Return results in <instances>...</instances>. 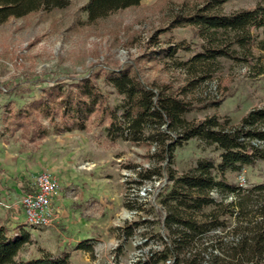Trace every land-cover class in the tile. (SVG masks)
I'll return each instance as SVG.
<instances>
[{"label": "rangeland", "instance_id": "obj_1", "mask_svg": "<svg viewBox=\"0 0 264 264\" xmlns=\"http://www.w3.org/2000/svg\"><path fill=\"white\" fill-rule=\"evenodd\" d=\"M87 1L70 0L64 8L39 10L0 24V183L6 186L7 181V188L16 193L10 205L13 213L3 220L30 234L20 259L47 250L68 252L72 264L138 260L172 264L154 262L157 254L150 257L162 246L158 194L166 183L163 176L145 181L139 176L141 169L165 165L150 157L152 142L105 143L103 127L94 120L85 131L49 133L33 146L20 131L5 133L4 114L23 110L58 82L66 87L88 76L113 104L119 97L103 84L102 74L125 68L153 90L165 85L172 93L184 91L192 107L183 115L187 120L216 115L236 124L250 109L264 107V34L262 29H251L244 48L218 36L232 51L210 63L206 72L200 64L194 69L193 63L182 64L205 41L193 27L175 23L206 0H141L94 22L87 21L82 9ZM258 3L264 0H227L216 11L230 14ZM172 46L176 48L172 56L163 53ZM202 75L206 78L198 81ZM42 122L47 125L45 119ZM151 132L149 128L144 137ZM217 153L191 139L176 148L172 168L180 173L198 158ZM41 172L50 174L59 189L53 195V222L33 228L21 221L20 200L25 193L21 181L25 178L31 185ZM225 177L242 187L264 183V162L244 166L240 172L226 171ZM211 195L219 197L216 192ZM0 207L6 209L1 203Z\"/></svg>", "mask_w": 264, "mask_h": 264}, {"label": "trees", "instance_id": "obj_2", "mask_svg": "<svg viewBox=\"0 0 264 264\" xmlns=\"http://www.w3.org/2000/svg\"><path fill=\"white\" fill-rule=\"evenodd\" d=\"M69 1L0 0V24L39 10L64 8ZM140 1L88 0L82 9L87 21L94 22ZM225 1L206 0L192 14L175 21L193 27L207 43L202 42L201 50L182 64L193 63L191 69L200 64L203 71L209 72L210 63L232 51L226 48L225 40H217L218 36L244 48L251 38V29H262L264 34V3L230 14L217 12ZM162 51L172 56L176 48ZM205 75L198 81L204 80ZM102 82L119 97L113 104L90 76L66 87L58 82L43 90L23 110L5 112V133L20 131L26 142L34 146L49 133L85 131L95 120L96 125L103 127L105 143L149 140L154 145L150 157L165 165L141 169L139 176L142 181L155 176L166 180L158 194L163 211L158 220L163 241L161 249L150 254H157L154 262L264 264V183L242 187L225 177L226 171L240 172L244 166L264 162V107L250 109L236 124L228 117L216 115L189 121L183 115L192 107L184 91L172 93L165 85L153 90L125 68L104 71ZM212 103L217 105L218 101ZM149 128L152 132L144 137ZM191 139L205 147L212 146L218 153L215 157L198 158L193 167L178 173L172 168L175 150ZM21 183L25 192L33 191L25 178ZM212 192L219 195L218 199ZM30 242V234L23 226L8 228L0 224V264H72L66 251L41 250L34 257L20 259L19 254ZM133 264L143 263L138 260Z\"/></svg>", "mask_w": 264, "mask_h": 264}, {"label": "built area", "instance_id": "obj_3", "mask_svg": "<svg viewBox=\"0 0 264 264\" xmlns=\"http://www.w3.org/2000/svg\"><path fill=\"white\" fill-rule=\"evenodd\" d=\"M32 186L33 191L25 192L20 200L24 222L33 228L48 226L54 218L51 198L59 184L50 174L41 172L34 177Z\"/></svg>", "mask_w": 264, "mask_h": 264}, {"label": "crops", "instance_id": "obj_4", "mask_svg": "<svg viewBox=\"0 0 264 264\" xmlns=\"http://www.w3.org/2000/svg\"><path fill=\"white\" fill-rule=\"evenodd\" d=\"M5 184H6V186H4V185H2V183H0V203L2 205L6 206L5 207L6 209H2L0 207V224L5 225L8 228H12L15 226V224H13L11 222H10V224H8V221L3 220V217H5V219H6L8 215L13 213L10 210V205H11L12 201L14 200V198L16 197V193H12L11 190L9 188H7L8 187L7 181H5ZM51 204H53V196L51 198ZM21 221L24 222L23 214H21Z\"/></svg>", "mask_w": 264, "mask_h": 264}]
</instances>
